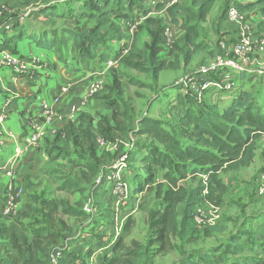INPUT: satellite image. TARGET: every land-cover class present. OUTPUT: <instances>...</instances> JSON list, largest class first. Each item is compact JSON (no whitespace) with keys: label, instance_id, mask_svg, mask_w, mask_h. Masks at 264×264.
I'll return each mask as SVG.
<instances>
[{"label":"crops","instance_id":"1","mask_svg":"<svg viewBox=\"0 0 264 264\" xmlns=\"http://www.w3.org/2000/svg\"><path fill=\"white\" fill-rule=\"evenodd\" d=\"M237 1L245 3L249 0ZM145 2L146 0H102L104 10L100 11V13L93 8L91 0H0V43L7 44L9 48L14 49L16 54L24 52L22 48H19L21 38L40 41L47 47L44 73L34 77L14 78L9 72H4L0 69V210L6 186L10 181L2 169L8 170L13 174L11 182L14 186L21 188L22 191H25L28 185L38 186L39 188L50 183L51 194L56 195V189H58L59 185L55 184V174L52 170H46V168L49 167L50 162L64 163L62 159L67 158L75 161L78 156V152L75 153L73 150L75 148L72 145L73 141L68 140L61 131L68 129L70 126V131L73 132L72 138L78 136L79 140L82 141L81 138H86L84 136L85 133L92 137L99 131L102 118L109 123L110 128L116 126L113 115L114 113L123 112L124 105L128 106L123 99L125 89L128 86L124 83L120 97L121 101L125 103L124 105L115 99L114 93L111 94V97H105L108 95L107 88L111 85L109 76L105 77L102 93L90 94V89L93 80L103 68L104 60L110 58L116 50L122 48L123 41L126 43L124 47H128V52H131L133 47L140 53L147 52L146 46L150 43V26L145 24L142 29L140 28L136 31L130 29L134 22V15L132 14L135 10L134 6H140L141 4L144 6ZM192 2L193 0H180L178 6L174 7V19L176 21L174 25L168 15L169 9L164 16L159 12H153L161 17L164 26L171 25L174 28L173 30L170 26L177 45L175 54H173L174 57L172 55L169 58V62L165 65L166 68L159 73L158 77L147 78L152 83L151 94L149 96L141 94V96H145L144 98L146 99L142 111L145 112L144 115L148 120H157L163 123L175 120L170 110L172 108H175V110L181 109L178 99L182 95L181 90L174 85L175 79L183 77L201 66L208 65L216 55L221 54L225 50L232 52L234 43L244 31V25L230 22L225 18V15H223V0L215 1L202 20L193 18L194 13L188 12L190 9H197L192 6ZM156 15H153V17L156 18ZM191 18L192 20L189 23L194 26L195 47L186 41V31L183 27L185 21ZM249 21H252L257 26L263 23L262 28H264V18L260 15L248 14L246 16V24L256 30V26ZM104 22H111L114 26V30L111 33L114 36L113 40L118 38V34L116 35L115 32V26L117 25L121 27L126 39L120 42L104 40L102 43L98 41V44L94 43L89 46V59H82L76 67L67 68L64 66L61 56L62 49L71 47L72 50L74 48L71 32L78 28L92 30L98 28ZM154 22L151 27L155 26ZM33 50L32 44L28 42L27 51L33 52ZM132 61L139 62V59L134 58ZM241 64L245 71L234 82L233 89L221 95L222 97L219 96L221 98L218 102L215 103L216 99L214 100V97V101L211 100L210 104H215L218 111L228 106L227 104L230 103L237 90L246 89L250 85L257 89L259 80H262L264 88V75L259 74L264 69V54L249 56L241 60ZM119 69L124 74H128L131 71L140 74L132 68L124 69L123 65ZM174 76H176L175 79H173ZM135 81L144 84L139 80ZM167 82H170L172 87L179 91L170 102L172 107L165 110L160 105H155L150 111V103L157 99L154 94H157L156 92L160 86ZM147 85L146 88L151 87V84ZM62 88L67 89L62 92ZM56 97L59 98V101L54 104V112L45 136L37 144H29L27 141L29 128L26 118L29 115H35L39 111L41 101L51 104ZM110 100L117 101V105L120 108L116 109V106H110L108 102ZM127 109L130 116L132 111L130 107H127ZM73 110L77 112L73 113ZM132 116L137 117L135 114H132ZM117 120L127 123L120 117ZM95 136L98 137L97 134ZM123 138L117 137L114 141H124L125 139ZM150 141L151 138L147 135H139L135 138V142L138 143L139 147H137L136 155H133L130 167L125 173L127 181L135 179V169L139 165V158L146 152V144ZM105 153L107 160L110 158L111 162L116 157L115 151H106ZM254 154L255 156L249 166L240 167L236 171H229L223 175L227 187L243 198L239 207V217L240 219L241 217L244 218L245 222H242L240 226L242 231L248 233L247 236H243L239 240L243 251L240 253L231 252L228 255L223 253V247L233 245L230 239L226 240L224 244L217 245L212 243L213 237L215 235L221 236L224 234V230L222 233L203 237V240H209V243L205 245L207 247L202 250L208 257L200 264H221L218 258H222L225 255V264H264V195L261 198H257L258 196H256L253 187V178L259 171L264 169V135L258 139ZM54 157H57V159L54 160ZM254 165L259 169L256 172L257 174L251 179V186L241 181L238 183V178L245 172L254 169ZM41 179L46 180L41 183ZM159 179L157 180L159 181ZM137 180L138 183L141 181L139 177ZM182 184L196 185L185 180ZM134 187L135 185L131 186L128 198L122 202L119 208H116V198L109 182L105 181L95 189L93 200L100 218L93 222L91 226L84 220L83 222L80 220L79 223L83 227L76 235L80 236L79 240H70L68 250L63 256L64 264L100 263L98 258L101 255L100 253L103 252L105 244L107 245L109 242V245H112L121 235L122 226L126 218L131 214H136L137 210L134 207L139 199L147 195L156 200L154 194L148 192L146 187L138 192ZM58 191L61 190L58 189ZM152 201L150 200L149 202L151 203ZM26 202V197L19 199V213L24 211ZM197 210L206 211L208 207L204 204H199L195 208V211ZM72 218H75V216H72ZM61 220L65 222V219ZM18 222L26 228H32L29 227V219H24L20 216L12 221L0 219V246L2 247L0 264H5L2 261V257H6L3 253L4 251L8 255H16V251L11 248L9 240L12 234L20 231ZM65 226L71 227L70 224H65ZM77 227L78 225L72 228L76 230ZM28 237L30 238L31 236L28 235ZM67 238L66 240L70 239ZM196 251L194 250L191 253ZM171 255L168 253L156 256L154 264H180L179 261L184 259H172Z\"/></svg>","mask_w":264,"mask_h":264},{"label":"trees","instance_id":"2","mask_svg":"<svg viewBox=\"0 0 264 264\" xmlns=\"http://www.w3.org/2000/svg\"><path fill=\"white\" fill-rule=\"evenodd\" d=\"M91 1L95 10L99 12L104 10L102 0ZM215 1L217 0H193L192 6L197 8V12L196 14L192 10L188 12L194 13L193 18L202 20ZM223 1V15H225V18L227 9L230 6H235L242 14H245V18L248 14L260 15L264 18V0H249L245 3L237 0ZM178 4L165 10L159 7L144 10L142 4L134 6L133 20L135 21L140 16L145 18L144 22L137 26L134 31L142 29L145 24L151 26L155 20L161 22L160 29L156 32L150 31L151 41L146 46L147 52L140 53L133 47L131 52L129 51L119 64L108 71L106 77L111 78V85L107 88L108 95L105 96L106 98L111 97V94L114 93L115 99L122 102L123 105L125 104L120 99L122 95L121 82L128 75L119 69L121 65L124 69L132 68L134 71L152 78H157L159 73L166 68L165 65L169 62V57L167 58L164 55L162 48V32L165 26L161 17L157 19L150 16L149 13L160 10L159 13L164 16L169 9L168 15L174 25L176 23L174 7ZM190 20L192 18L187 19L183 27L186 31V41L195 47L194 26L189 23ZM262 27L263 23L256 25L255 33L258 36H264V28ZM113 30L114 26L111 22H104L98 28L92 30L78 28L72 31V41L75 48H72V52L76 51L77 60L89 59V46L94 43L98 44V41L102 43L104 40L120 42L126 39L121 27L117 25L115 26V32L116 35L118 34V38L113 40L114 36L109 37ZM125 44L123 41V46ZM176 45L177 43L174 42L173 54H175ZM120 49L104 61L106 62L107 59L115 57ZM0 50L16 55L14 49L9 48L7 44L2 42L0 43ZM134 58L139 59V62L132 61ZM126 82L139 87L143 85L130 79ZM253 90H255L254 93ZM262 90V80L258 81L257 89H254L253 85L246 89L241 88L233 95L228 106L220 111L216 109L215 104L198 103L192 96L182 94L178 99L181 109L175 110V108H172L170 110L175 120L168 121V123L148 120L145 116H141L139 119L132 116V114L129 116V111L124 105L123 112L114 113L113 115V120L116 123L114 128H110L109 123L102 118L101 127L95 133L98 137L95 134L90 137L91 135L85 133L86 138H81L82 141L79 140L78 136L72 138L73 132L70 131V126L68 129L61 131L68 140L73 141L74 152H78L77 160L72 161L69 159V161H72L76 167H83L84 172L91 180L88 179L82 187L78 179L73 180L64 177L61 179L63 182L58 189L68 194L78 193L84 196L85 202L90 195L94 197L95 189L98 187L92 190L95 177L101 171L107 172L111 163L110 158L108 160L106 158V151L96 144V138L103 137L105 141L115 143L114 140L117 137H124L123 142H125L128 140L131 131L135 133L136 138L139 135H147L151 138V141L146 144V152L142 155L143 157L140 156L139 158V165L135 169V179L127 181L125 173L130 167L133 155H136L137 147H139L137 142H135L133 151L130 152L126 172L122 175V181L127 182L129 186V194L131 186L135 185L134 188L137 192L146 187L148 192H152L157 200H155L157 202H155V205L158 207H154V209L152 207L148 211L147 224L150 238L146 244L148 247L151 246L150 249L148 248V251H150L149 253L143 252V247L138 242H132L129 248L126 246V237L130 235L135 223L134 219L129 216L123 223L121 235L112 245H109V242L107 245L105 244L104 250L98 258L100 260L99 264H154L156 256L175 252L176 248L173 242L170 241L173 234L178 237V241L183 245H188L191 241L195 242V239L210 237L224 231L223 226L220 225L222 221L221 214L215 225L202 227L195 224L193 215L196 206L199 204L206 205L208 209L214 207L220 211L225 203L228 190L223 175L229 171H236L240 167H247L252 162L255 156V145L258 139L264 135V100L262 103H256L261 99ZM108 102L110 106H116V109L120 108L117 101L110 100ZM118 117L123 118L127 123L119 122ZM135 123L136 127L134 126ZM117 151H115V156L119 155L122 147ZM53 159L56 160L57 157ZM262 172H264V169L259 171L258 175ZM138 177L141 179L139 183L137 182ZM184 180L196 185L182 184ZM51 200L47 202L36 193L27 196L24 211H20L19 216L29 219L28 224L32 228H26L18 222L20 231L12 234L9 240V244L16 251V255H8L4 251L6 257H2V261L5 264H48L47 256L49 252L54 247L60 246L67 237L74 240L77 233L82 230L81 223L76 230L72 227H66L65 223L57 217V211L59 206H63L62 212L60 211L62 214L77 218L83 217L81 220L87 222L88 217L83 210L77 212L62 200L59 203L54 199ZM77 205L81 209V204L78 203ZM96 213V217L88 224L89 226L100 218L99 212ZM0 219L3 221L9 220V218L3 217H0ZM195 233H197V236L194 235ZM237 233L230 237L233 245L223 247V253L226 255L231 252L240 253L243 251L239 240L243 236H247L248 233L242 231L241 228ZM28 235L31 237L29 238ZM74 241H77V239L75 238ZM1 248L0 246V251ZM191 251L186 257H182L184 259L179 261L180 264H200L208 257L202 251L194 253H191ZM226 255L218 258L221 264H225ZM59 264H64L63 258L59 261Z\"/></svg>","mask_w":264,"mask_h":264},{"label":"built area","instance_id":"3","mask_svg":"<svg viewBox=\"0 0 264 264\" xmlns=\"http://www.w3.org/2000/svg\"><path fill=\"white\" fill-rule=\"evenodd\" d=\"M179 1L180 0H146L144 10L158 7L165 10L178 4ZM157 12L161 11L159 10ZM226 18L230 22L244 25V31L234 43L232 52L223 51L221 54L216 55L213 61L208 65L201 66L195 71L180 77L174 84L175 87L181 90L182 94L192 96L198 103L210 104L213 97L215 100L217 97L231 91L235 82L234 74L240 75L245 71L241 64V60L252 55L264 54V37L256 35L255 32L251 30V27L246 24L245 14H242L235 6H230L226 12ZM144 20L145 18L143 16L138 17L133 22V25L130 26V29H135L142 24ZM162 35L163 53L166 57H169L174 45L173 33L166 27ZM127 53L128 47L122 46L115 57L104 63L102 70L92 82L90 94L98 93L103 89L108 71L119 64ZM16 55L8 51L0 50V69H9L14 78L34 77L39 75L43 68L45 70L46 63L42 62L39 58L31 56L25 59ZM259 74L264 75V69L261 70ZM66 89L67 88H62L61 91L64 92ZM58 101L59 98L57 97L53 99L51 104L41 101L39 104V111L35 115H29L26 118V123L29 128L27 139L29 144L35 145L45 136L52 113L54 112V104ZM76 112V110H73V113ZM52 134H54V132H52ZM127 139L128 140L125 142L118 141L110 143L103 138H96V144L105 151H117L122 147V151L119 152V155L109 164L108 171H101L95 177L92 187V190H94L103 182H109L116 198V208H119L122 202L128 198L129 193V186L126 182L122 181V175L127 169V161L130 152L134 149L135 138L129 135ZM2 171L10 181L6 186L0 217L15 218L19 214V199L22 196V189L14 186L11 182V179L13 180V174L10 171H6L5 169H2ZM255 194L258 197L264 195V172L260 173L256 179ZM82 210L88 217L86 223L90 224L97 214L93 196H89ZM219 219L220 213L214 207H210L206 211L197 210L193 215V220L199 227L213 226ZM79 237L80 236H76L75 238L78 240ZM70 240L71 239L65 240L60 246L54 247L49 252L47 256L48 264H59V261L68 250V244L71 242Z\"/></svg>","mask_w":264,"mask_h":264},{"label":"rangeland","instance_id":"4","mask_svg":"<svg viewBox=\"0 0 264 264\" xmlns=\"http://www.w3.org/2000/svg\"><path fill=\"white\" fill-rule=\"evenodd\" d=\"M190 10H192V9H190ZM192 11L195 12V14H196L197 9L192 10ZM153 15H156V14H154L153 12H150V16H153ZM158 16L159 15H156L157 19L160 18ZM249 22L252 25L256 26V24H254L252 21H249ZM160 23H161L160 21L155 20V22H154L155 26L154 27H151L152 25L150 26L151 32H156L157 30H159L160 29ZM170 26H165V28L167 27L172 32L173 27L171 26L172 27L171 28ZM143 29H145V28H143ZM173 30H174V28H173ZM251 30H253V29L251 28ZM253 32H255V30H253ZM149 38L151 41L150 35H149ZM28 42H30L32 44V47L34 48L33 52L27 51ZM174 42H175V40H174ZM19 48H22L24 52L22 54H17L16 56L22 57L25 59L28 57L34 56V57L39 58L42 62H46L47 47L44 44L40 43V41L37 42V40H33V39H29V38H21V40L19 42ZM62 50H63V52L61 53V56H62V63L64 64V66H66L67 68L76 67L78 65V63L80 62L77 60V54L72 52L71 47H68V48H65ZM173 52L174 51L172 49L171 55L173 54ZM170 56H169V58L172 57V56L171 57ZM1 71L9 72L11 74V71L9 69H6V68L1 69ZM44 72H45L44 69L40 71V73H44ZM127 75H128V77L124 78L122 81V87L121 88H123L124 83L126 86H128L125 89L123 99L125 100L126 104H128V106H126V107H130L132 114H135L137 116V119H139L141 116L142 117L145 116L144 115L145 112L142 111V108L144 106V103L146 102L145 101L146 99L144 98L145 96L142 97L141 94H145V95L149 96L151 94L150 91L152 90V83L147 80L148 77L141 75V74H137L133 71L129 72ZM239 77H240V75L234 74L235 81L238 80ZM175 78H176V76L173 77V79H175ZM128 79L134 80V81L139 80V81L143 82L145 85L143 84L141 87H136L137 85H135V84H128L126 82V80H128ZM178 79L179 78L175 79V82ZM147 84H151V87L146 88L148 86ZM252 92L254 93L255 90H253ZM100 93H102V90L99 92V94ZM136 93L137 94L139 93V94L137 95ZM156 93L157 94H154V95H155V97H157V99L153 103H150L151 104L150 111L155 105H160L165 110L168 108H171L172 104H170V102H171V100L174 99V97H176V95L179 93V91L176 88L172 87V84H170V82H167L165 84H162ZM221 97H219V98L217 97V99L215 100V103L218 102V100ZM261 98L262 99L258 100V102H256V103L259 104V102L260 103L263 102V100H264L263 99L264 98V88H263V93L261 95ZM134 126L136 127V123ZM135 131H136V128H135ZM130 133H131L130 137L136 138V135L133 131H131ZM128 137H129V135H128ZM69 159L70 158L62 159L64 161V163H55V162L52 163V162H50V165H49V167L46 168V170H52L53 171V173L55 174V178H56V183H55L56 185H60L63 182V181H61V179H63L64 177H67V178H71L73 180L78 179L80 181V184L83 187L86 184L85 182L88 179H90V177L84 172L83 167L74 166L73 162H72L74 160L71 159L72 161H69ZM258 169H257V166L254 165V169L242 174V176L238 178L237 182L239 183L241 181L243 183H247V185L250 184L248 186H251V179L253 178V176L255 174H257L256 172H258ZM257 175H255V177L253 178L254 190L256 189L255 179H256ZM45 180L46 179H41V183H43ZM45 189L47 192L45 191ZM31 193H36V195H38L41 199L46 200L47 202H50V201H52L51 199H54V201L59 203L62 200L63 202H66V204H68L70 207H72L73 210H75L77 212L80 210L82 212V208H83V205L85 202L84 201L85 199H83L84 196H82L78 193L68 194L67 192H61V191H58V189H56V195H52L50 183H47V184H45L39 188H38V186L32 187L31 185H29L25 191L24 190L22 191L21 199H23L25 197V195L27 198V196ZM257 198H261V197H257ZM150 200H153V201L150 203L149 202ZM242 200H243V198L239 194L233 193L228 188L227 194L225 196V203L219 211L220 214L222 215V221H221L220 225L223 226L225 232L221 236L215 235L213 237V242H212L213 244H217V245H219L221 243L224 244L225 241L230 239V237L232 235L238 234L237 231L241 228L240 225L242 224V222H245L244 218L241 217V219H240V217H239V207L242 204ZM155 202L156 201L153 198L145 195V196L141 197L139 199V201L136 203L134 209L137 210V212H136V214L130 215V217L134 216L133 219H134L135 223L133 224L132 231H131L130 235L126 237V242H125L126 246L128 248L130 247V245H132V242H138L140 244V246L143 247V252L149 253L150 250L148 251V248L150 249L151 246L148 247L146 244V242L150 238V234L148 232L147 219H148V211L152 207H153V209H154V207L155 208L158 207L155 205L157 202L156 203ZM246 202H248V201H246ZM78 203L81 204V209L78 207V205H77ZM62 209H63V206L58 207L57 217L59 219H65L64 223L70 224L71 227L80 224L79 222L81 219H83V217L72 218V215L71 216L67 215V214L64 215L61 213ZM246 212H249V211H246ZM18 217H19V214L15 218H9V220L10 221L15 220ZM228 217H229V219H228ZM81 222H83V220H81ZM196 234L197 233H195L194 235H196ZM177 238L178 237L175 236V234H173L170 237V241L173 242V245L176 248L175 252L171 255L172 259H178V258L186 257L187 254L189 253V251H191V250H192L191 252H193L194 250H197V252H201L205 247H207L205 245H207V243H209V240H206L205 238H204L205 240H203V238H201V239H195V242L191 241V243H189L188 245H183L181 242L178 241ZM185 240H186V238H185Z\"/></svg>","mask_w":264,"mask_h":264}]
</instances>
